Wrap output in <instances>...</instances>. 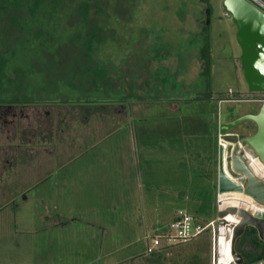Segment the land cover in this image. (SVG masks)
<instances>
[{"label":"rangeland","instance_id":"rangeland-1","mask_svg":"<svg viewBox=\"0 0 264 264\" xmlns=\"http://www.w3.org/2000/svg\"><path fill=\"white\" fill-rule=\"evenodd\" d=\"M80 1L73 0L38 27L49 34L43 39L27 45L23 37H0L1 57L8 52L26 74L11 96L32 98L26 93L34 76L30 68L39 67L37 82L55 72L58 78L35 83L34 98L82 99L87 109L72 107V155L57 193L45 181L40 187L48 198L39 191L42 197L28 201L20 213L6 209L0 214V264H210L208 231L184 243L162 240L160 254L148 256L145 249L178 212L201 224L218 214V131L212 123L256 113L260 103L246 98L264 97V92L248 91L236 26L223 0H209L207 26L206 0H105L107 11L98 10L103 38L91 50L92 63L105 68L100 72L104 78L92 86L88 75L78 89L72 76L65 81L72 70L65 61L68 53L56 51L75 49L63 42L80 31L72 26L79 20L69 23L67 18ZM35 45L39 55L32 53ZM13 50L20 52L16 59ZM6 90L0 89V98ZM168 98L171 105L162 100ZM120 99L129 103L125 114L115 112ZM78 115L85 119L81 122ZM255 130L250 120L231 129L241 138ZM83 132L84 141L73 139ZM42 154L41 165L47 160ZM236 244L243 263L264 256V241L252 226L245 227Z\"/></svg>","mask_w":264,"mask_h":264},{"label":"flooded vegetation","instance_id":"flooded-vegetation-1","mask_svg":"<svg viewBox=\"0 0 264 264\" xmlns=\"http://www.w3.org/2000/svg\"><path fill=\"white\" fill-rule=\"evenodd\" d=\"M54 57L55 54H52L53 59ZM30 70L34 76L31 78V88L27 89L26 93L30 92L32 98L21 94L10 97L11 93L0 98V214L4 213L6 209L9 210L8 212L6 211L7 213H20L24 210V205L28 201H37L38 197H42V195L39 196V191L40 194L41 191L43 192V197L45 198L46 194L41 188L43 186L40 187V185H44L47 181L49 182L47 187L52 188L53 192L57 193V188L61 187L59 183L62 171L66 167L65 162L72 155V148L68 146L72 137H74L72 134L73 130H69L72 107H78L80 112L87 110L83 105V102L86 101L82 99L68 100L65 97L51 100L42 99L38 96L34 98L33 88L36 85L35 83L39 85L43 81L53 83L58 78L56 75L58 72L53 73L51 76L49 75L47 80L42 78V80L37 82L35 78L40 72L39 67H33ZM76 71L72 74L76 75ZM36 72L37 76H35ZM68 74V79L65 80L67 82L68 80L71 81L70 78L72 76L70 73ZM75 80L78 81L76 87L78 89L82 88V75ZM102 81L99 78L95 82L100 84ZM28 82H30L29 78ZM88 85H92V83L90 82ZM41 90V92H45L44 89ZM80 90L82 91V89ZM262 98L251 97L246 99L261 103ZM162 100H168L169 104L167 105H171V98ZM139 101L142 102L141 99ZM119 102L121 105L116 107L115 112L119 113L122 111L125 114L126 104L128 105L129 103L124 99H120ZM55 106L58 107L53 112L52 107ZM78 116L81 122L85 119L81 115ZM84 134V132L80 133L73 139L80 138L82 142L85 140ZM41 152L43 157L47 156L46 163L44 162L42 165L40 160ZM39 165L46 167L44 172H41ZM49 193L51 194L50 190ZM5 200H7L6 204L9 203V207L3 206L2 203ZM45 213L43 212V214Z\"/></svg>","mask_w":264,"mask_h":264},{"label":"water","instance_id":"water-1","mask_svg":"<svg viewBox=\"0 0 264 264\" xmlns=\"http://www.w3.org/2000/svg\"><path fill=\"white\" fill-rule=\"evenodd\" d=\"M258 1L223 0L222 3L227 15L231 16L236 26V43L240 48V63L248 91L256 93L264 92V9L260 7V2L264 4V0ZM247 120L256 125L253 134L241 138L231 131L234 126ZM216 130L218 131L217 192L243 191L260 203H264V183L253 175L243 157L244 149L250 148L264 162V100L261 101L256 113L218 122ZM231 137L233 139H229ZM220 139L228 145L231 169L243 173L246 177L244 188L236 184L224 171L225 149ZM235 211V207H230L219 215ZM239 214L241 221L235 227L234 240L243 233L246 226H252L256 229L259 238L264 241V219L255 218L242 209L239 210ZM233 255L238 264L243 263L241 253L233 250Z\"/></svg>","mask_w":264,"mask_h":264},{"label":"trees","instance_id":"trees-1","mask_svg":"<svg viewBox=\"0 0 264 264\" xmlns=\"http://www.w3.org/2000/svg\"><path fill=\"white\" fill-rule=\"evenodd\" d=\"M109 1V0H106ZM105 0H82L78 2L74 9L71 11V15L68 14V22L71 23L73 20H79L77 22H73L72 26H78L80 28V31L74 32L73 36L68 39L67 43L68 45L74 44L75 49H71L72 46H70L69 49L60 51L57 49V53L59 55L61 52H67L68 59H65V61L70 62L71 71L70 73H73L76 71V75H72L73 80L76 81L79 76L82 75V77L89 80L88 75H91V83L97 81V79L103 80L104 78V72L105 68L102 65H99L98 63H92V46L94 43H98L102 41L103 35L101 34L100 30H103L102 24L100 23V18L103 16L98 12V10L107 11V7L109 8V2H106ZM114 2L117 0H113ZM73 2V0H0V37L4 34L8 36H15V37H23L24 44L27 45L30 43H34L38 41L40 38L43 39V37L48 36L49 34L46 31H38V27H42V25L47 23L49 20L48 17L50 15V19H52L55 15L60 13L61 9H64L68 4ZM206 22L205 25H209L210 23V12H211V5L209 0H206ZM111 5V4H110ZM96 8L97 10L93 12V8ZM73 17L74 19H71ZM56 18V16H55ZM54 18V19H55ZM83 24V25H82ZM82 25V28L80 27ZM42 29V28H41ZM82 29V32H81ZM4 35V36H5ZM58 41H60L58 39ZM46 42V41H41ZM61 44V43H60ZM23 49L26 48V46L22 47ZM54 48V46H53ZM22 49V52H23ZM39 49L40 47L38 45H35L33 54L39 55ZM46 49V48H45ZM3 53L2 48H0V89H7L4 91L6 94L10 93L16 89L14 88V85L21 84L23 82L24 77H26V74L21 70L24 66L16 63L13 58H11V55L9 56L8 52H4L5 56L1 57V54ZM18 51H11V53H14L13 56L19 55L17 53ZM47 52H55L52 50ZM24 53V52H23ZM28 54V52H25ZM43 53V52H42ZM44 54V53H43ZM53 53H51L52 55ZM82 61H86L87 63L84 65L82 64ZM209 62L210 58L207 57L206 60V68L209 71ZM76 63V64H75ZM85 63V62H84ZM84 65V66H83ZM23 66V67H22ZM31 67L30 69H32ZM81 70V71H80ZM101 71H104L100 73ZM9 72H13V75L8 74ZM19 74L22 76L21 79L17 78V75ZM108 76V75H107ZM28 77V76H27ZM28 83V80H27ZM29 84V83H28ZM27 85V84H26ZM9 91V92H8ZM10 97H12L10 95ZM224 99V98H219ZM233 99H239V98H233ZM235 250L240 252L239 246H237L235 242ZM160 254V252H155ZM260 257V256H259ZM257 257V258H259ZM256 258V259H257ZM253 261V260H251ZM250 262V261H248Z\"/></svg>","mask_w":264,"mask_h":264},{"label":"built area","instance_id":"built-area-1","mask_svg":"<svg viewBox=\"0 0 264 264\" xmlns=\"http://www.w3.org/2000/svg\"><path fill=\"white\" fill-rule=\"evenodd\" d=\"M257 2H259L257 0ZM260 7L264 9V4L260 2ZM264 100V97L261 101ZM221 138V137H220ZM222 142V139H220ZM224 147V171L236 184L242 188L245 186L246 177L243 173L235 172L229 165V148L225 143ZM243 157L247 167L260 181L264 183V162L250 148H245ZM236 191L217 192L216 208L218 214L215 218L209 220L205 224L193 222V216L186 212H178L170 221L168 229L163 232H155L150 237V242L146 245L145 254L150 255L157 252L162 247L161 242L165 240L167 243H184L187 242L204 231H208L210 235L209 257L210 264H238L235 261L233 250H235L234 230L241 221L239 210L246 211L249 215L264 219V203H260L253 197L240 193L243 198L233 195ZM233 200H236L233 202ZM235 207L234 213L227 212L219 215L220 212ZM147 237V235H146ZM242 264H264V256L253 261Z\"/></svg>","mask_w":264,"mask_h":264},{"label":"crops","instance_id":"crops-1","mask_svg":"<svg viewBox=\"0 0 264 264\" xmlns=\"http://www.w3.org/2000/svg\"><path fill=\"white\" fill-rule=\"evenodd\" d=\"M233 120V119H232ZM226 121H230V120H223V121H218V122H226ZM211 128H213V130L216 132L217 130H216V124H214V123H212V127ZM87 134V133H86ZM175 216V215H174ZM174 216H173V218H174ZM162 249L163 248H161L160 250H158L159 252H161L162 251ZM157 251V252H158ZM149 256V255H148Z\"/></svg>","mask_w":264,"mask_h":264},{"label":"bare ground","instance_id":"bare-ground-1","mask_svg":"<svg viewBox=\"0 0 264 264\" xmlns=\"http://www.w3.org/2000/svg\"><path fill=\"white\" fill-rule=\"evenodd\" d=\"M225 144V141H222V145H224ZM241 198H243V197H241Z\"/></svg>","mask_w":264,"mask_h":264}]
</instances>
